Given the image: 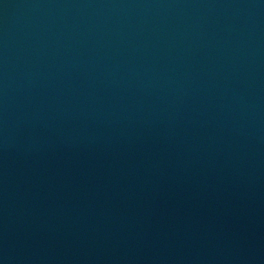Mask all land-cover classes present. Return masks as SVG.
Masks as SVG:
<instances>
[{"label":"water","instance_id":"95a60500","mask_svg":"<svg viewBox=\"0 0 264 264\" xmlns=\"http://www.w3.org/2000/svg\"><path fill=\"white\" fill-rule=\"evenodd\" d=\"M0 264H264V0H0Z\"/></svg>","mask_w":264,"mask_h":264}]
</instances>
